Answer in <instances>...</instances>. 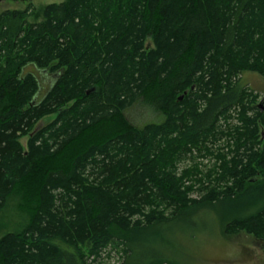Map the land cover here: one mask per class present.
<instances>
[{
    "label": "trees",
    "instance_id": "1",
    "mask_svg": "<svg viewBox=\"0 0 264 264\" xmlns=\"http://www.w3.org/2000/svg\"><path fill=\"white\" fill-rule=\"evenodd\" d=\"M247 71L264 76V0H66L40 22L3 13L0 211L19 193L32 215L0 237V264H101L114 245L130 264L140 233L219 201L237 206L228 232L264 239V110L240 84ZM40 73L54 76L41 98ZM138 101L164 121L133 125ZM216 150L218 182L190 198L179 163Z\"/></svg>",
    "mask_w": 264,
    "mask_h": 264
},
{
    "label": "rangeland",
    "instance_id": "2",
    "mask_svg": "<svg viewBox=\"0 0 264 264\" xmlns=\"http://www.w3.org/2000/svg\"><path fill=\"white\" fill-rule=\"evenodd\" d=\"M66 0H0V16L6 12H18L29 22L43 20L44 8L52 3ZM42 82L39 98L47 92L53 75H38ZM240 84L248 88L253 106L264 110V76L257 72L247 71L241 74ZM1 114V110H0ZM231 114H235L234 111ZM128 120L137 127L149 123H161L165 116L152 110L142 101H138L125 112ZM236 115V114H235ZM56 115L48 116L45 122H51ZM230 119V118H228ZM226 118V120H228ZM237 118L231 123L237 125ZM224 121V120H223ZM40 122L38 126H41ZM229 137L228 133L219 141L223 145ZM29 135L20 141L26 146ZM179 163L180 178L193 190L190 198L199 199L207 190L201 187L218 182L221 160L217 150L208 156H197ZM219 159V160H218ZM203 189V190H202ZM236 205L219 201L215 207L200 208L196 212L188 211L178 219L161 226H155L138 235L135 252L130 264H142L151 259L162 258L175 264H264V239L257 238L245 230L228 232L226 230L229 217H233ZM31 206L26 205L19 193L13 194L0 211V237L7 232L20 231L31 219ZM125 246H110L102 254L101 264H122L126 254Z\"/></svg>",
    "mask_w": 264,
    "mask_h": 264
}]
</instances>
